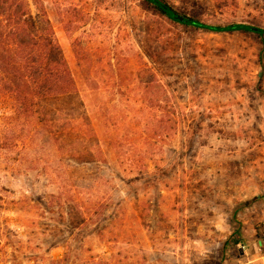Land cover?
Segmentation results:
<instances>
[{
  "label": "rangeland",
  "instance_id": "374dc122",
  "mask_svg": "<svg viewBox=\"0 0 264 264\" xmlns=\"http://www.w3.org/2000/svg\"><path fill=\"white\" fill-rule=\"evenodd\" d=\"M41 1L102 157L62 156L0 100V264H264V39ZM169 2L264 28V0Z\"/></svg>",
  "mask_w": 264,
  "mask_h": 264
},
{
  "label": "trees",
  "instance_id": "16d2710c",
  "mask_svg": "<svg viewBox=\"0 0 264 264\" xmlns=\"http://www.w3.org/2000/svg\"><path fill=\"white\" fill-rule=\"evenodd\" d=\"M169 22L211 33L240 32L264 39L260 23L208 25L196 18L176 13L169 0H143ZM35 10V14L32 12ZM186 19L173 22L172 15ZM255 28L258 31L254 32ZM0 100L13 115L24 116L27 128L35 125L43 133L55 130L62 156L85 158L92 145L102 157L85 103L79 96L73 75L50 27L41 0H0ZM55 102V108H48ZM97 140V139H96Z\"/></svg>",
  "mask_w": 264,
  "mask_h": 264
},
{
  "label": "water",
  "instance_id": "95a60500",
  "mask_svg": "<svg viewBox=\"0 0 264 264\" xmlns=\"http://www.w3.org/2000/svg\"><path fill=\"white\" fill-rule=\"evenodd\" d=\"M173 22H177L179 24H183V25H186L187 22H188V19L182 17V16H179V15H172V17L170 18ZM252 31L254 32H257L258 30L253 28Z\"/></svg>",
  "mask_w": 264,
  "mask_h": 264
}]
</instances>
